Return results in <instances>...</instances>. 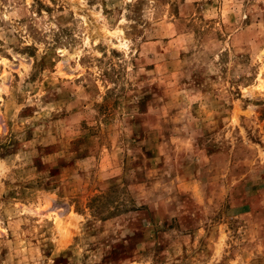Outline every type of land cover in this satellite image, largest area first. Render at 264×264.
<instances>
[{"label":"rangeland","instance_id":"374dc122","mask_svg":"<svg viewBox=\"0 0 264 264\" xmlns=\"http://www.w3.org/2000/svg\"><path fill=\"white\" fill-rule=\"evenodd\" d=\"M0 264H264V0H0Z\"/></svg>","mask_w":264,"mask_h":264}]
</instances>
